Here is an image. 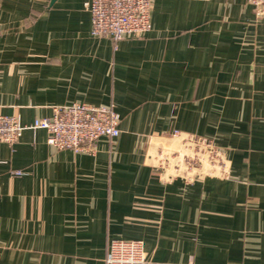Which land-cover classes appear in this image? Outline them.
<instances>
[{"label": "crops", "instance_id": "crops-1", "mask_svg": "<svg viewBox=\"0 0 264 264\" xmlns=\"http://www.w3.org/2000/svg\"><path fill=\"white\" fill-rule=\"evenodd\" d=\"M86 1L0 0L2 113L121 117L94 151L43 128L0 142V264H106L114 238L142 240L146 264H264V18L153 0L152 29L114 41Z\"/></svg>", "mask_w": 264, "mask_h": 264}, {"label": "built area", "instance_id": "built-area-1", "mask_svg": "<svg viewBox=\"0 0 264 264\" xmlns=\"http://www.w3.org/2000/svg\"><path fill=\"white\" fill-rule=\"evenodd\" d=\"M258 18H264V0H248ZM153 0H87L85 7L91 14V33L109 36L114 41L136 37L152 29ZM120 114L115 106L72 102L54 107L51 117L36 118L24 125L17 115L0 111V142L14 144L25 128H43L47 144L75 151H94L101 136L117 137ZM177 132V131H176ZM20 175L23 172L17 171ZM106 264H146L144 242L139 239L114 238L110 241Z\"/></svg>", "mask_w": 264, "mask_h": 264}, {"label": "water", "instance_id": "water-1", "mask_svg": "<svg viewBox=\"0 0 264 264\" xmlns=\"http://www.w3.org/2000/svg\"><path fill=\"white\" fill-rule=\"evenodd\" d=\"M55 0H52V2H54Z\"/></svg>", "mask_w": 264, "mask_h": 264}]
</instances>
